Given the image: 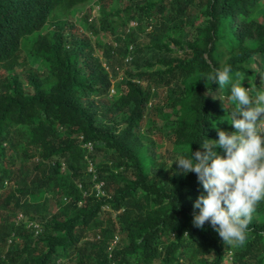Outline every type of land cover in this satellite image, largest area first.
I'll return each instance as SVG.
<instances>
[{
	"label": "trees",
	"instance_id": "16d2710c",
	"mask_svg": "<svg viewBox=\"0 0 264 264\" xmlns=\"http://www.w3.org/2000/svg\"><path fill=\"white\" fill-rule=\"evenodd\" d=\"M263 1L0 0V264H264V200L245 241L223 242L193 226L204 190L173 164L233 130L214 67L264 90ZM91 3L79 23L116 44L101 58L65 17Z\"/></svg>",
	"mask_w": 264,
	"mask_h": 264
},
{
	"label": "clouds",
	"instance_id": "9594fccd",
	"mask_svg": "<svg viewBox=\"0 0 264 264\" xmlns=\"http://www.w3.org/2000/svg\"><path fill=\"white\" fill-rule=\"evenodd\" d=\"M262 3L264 4V1ZM92 4L84 5L73 16H65L68 17L66 18L68 25L69 21L81 11L90 13L89 20L96 19L99 6L96 3ZM94 9L97 14L92 16ZM259 9L254 11L255 16ZM80 20L77 24L79 28H75L74 31L81 35L85 34L89 38L95 56L101 58V50L98 48V42L101 40L104 44L116 46L114 41L111 42L109 35L102 33L97 36L90 35L81 26ZM134 25V22L129 23L131 27ZM69 27H74V25H69ZM95 37L97 40L93 41ZM128 60H131V55L125 58V61ZM103 66L106 70L108 69L105 64ZM116 71L117 78L110 81L111 85L108 90L110 97L116 93L115 82L123 80L122 69L118 68ZM204 77L206 80L216 82L220 88L230 86L228 99L235 103V109L230 113L231 118L228 121L233 130L227 132L217 128L218 139L214 140L202 136L200 149L203 151L200 149L192 151L190 148V154L178 155L173 164L176 165V173L183 176H187L190 172L194 173L204 190L193 201L194 211L191 220L193 226L203 228L207 222L223 242L235 241L242 244L246 239V232L255 206L264 200V90H257L255 95L251 96L250 88L242 86V79L238 83L232 81L231 68L227 65L222 68L214 67ZM218 149L222 150L223 155ZM2 184L5 188L14 187L13 180L5 179ZM23 218L24 213L18 211L15 212L10 222L18 225ZM26 226L32 227L34 236L40 233L38 222L28 221ZM9 243L10 239H7V244ZM7 244H0V250L7 249ZM2 245L4 246L1 247ZM229 258L230 253L228 252L223 264Z\"/></svg>",
	"mask_w": 264,
	"mask_h": 264
},
{
	"label": "rangeland",
	"instance_id": "374dc122",
	"mask_svg": "<svg viewBox=\"0 0 264 264\" xmlns=\"http://www.w3.org/2000/svg\"><path fill=\"white\" fill-rule=\"evenodd\" d=\"M96 9V8H95ZM95 9L92 11V16H95L97 13L95 12ZM83 11H81L80 13H78L77 14V16H75V17H73L74 19H72V20H70L69 21V25H74V27H72V29L74 30L75 28H79L78 27V21L80 20V18L83 16ZM79 32H80V29H79ZM81 32H82V30H81ZM84 32V31H83ZM99 37V36H98ZM91 39V38H90ZM97 40V37H95L94 38V40L93 41H96ZM30 59H29V63H30ZM32 67H35L37 70H41L40 68H41V66H40V62L39 61H36V62H32L31 61V64H30ZM211 96L212 97H214V98H216L217 97V92H213L212 94H211ZM149 124H150V122L148 121L147 123H146V128H147V126H149ZM143 125H144V123H143ZM165 148L167 149V150H169L170 149V145H166L165 146ZM56 211V209H55V207H54V205H52V206H50V211L51 212H53V211ZM18 217V216H17ZM90 237V236H89ZM113 244V243H112ZM224 263L226 264L227 263V261L225 260L224 261Z\"/></svg>",
	"mask_w": 264,
	"mask_h": 264
}]
</instances>
